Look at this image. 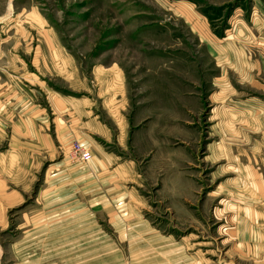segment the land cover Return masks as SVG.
Masks as SVG:
<instances>
[{"label":"rangeland","instance_id":"rangeland-1","mask_svg":"<svg viewBox=\"0 0 264 264\" xmlns=\"http://www.w3.org/2000/svg\"><path fill=\"white\" fill-rule=\"evenodd\" d=\"M0 264H264V0H0Z\"/></svg>","mask_w":264,"mask_h":264},{"label":"built area","instance_id":"built-area-1","mask_svg":"<svg viewBox=\"0 0 264 264\" xmlns=\"http://www.w3.org/2000/svg\"><path fill=\"white\" fill-rule=\"evenodd\" d=\"M72 155H74V158L80 163H89L92 158L88 149L83 148L79 144L74 145Z\"/></svg>","mask_w":264,"mask_h":264},{"label":"crops","instance_id":"crops-1","mask_svg":"<svg viewBox=\"0 0 264 264\" xmlns=\"http://www.w3.org/2000/svg\"><path fill=\"white\" fill-rule=\"evenodd\" d=\"M53 59L55 60V57H53ZM53 59H51L50 61L53 63ZM46 60V58H45ZM44 128V126H43ZM66 136V135H65ZM69 136H72L74 140H78V137L76 136V133L74 132V134H69ZM69 136L65 137L64 140L67 141V139L69 138ZM87 173V174H86ZM90 173L88 171H85L83 168H81L77 173H76V182L81 183V181H83L84 179H89L91 177V175H89ZM118 203H120L119 201H117Z\"/></svg>","mask_w":264,"mask_h":264}]
</instances>
